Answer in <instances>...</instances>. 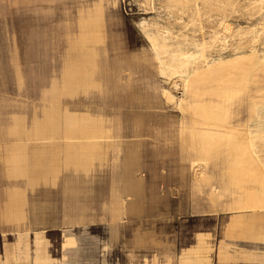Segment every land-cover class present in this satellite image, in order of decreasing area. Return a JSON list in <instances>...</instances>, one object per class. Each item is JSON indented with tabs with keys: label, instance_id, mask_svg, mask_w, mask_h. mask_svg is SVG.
Wrapping results in <instances>:
<instances>
[{
	"label": "bare ground",
	"instance_id": "1",
	"mask_svg": "<svg viewBox=\"0 0 264 264\" xmlns=\"http://www.w3.org/2000/svg\"><path fill=\"white\" fill-rule=\"evenodd\" d=\"M5 1L0 0V12ZM167 1L179 9L191 2ZM15 2L22 3L28 27L36 29L37 46L55 66L49 75L41 72L45 84L38 103L26 99L17 104L23 113L12 115L5 157L9 180L27 177L33 187L46 184L51 175L53 182L68 174L73 223L94 221L101 214L108 220L138 216L145 210L147 191L141 173L142 146L152 135L158 142L155 150L162 142L163 154H177L189 179L192 174L193 202L205 200L216 215L223 213V225L217 251L210 242L212 234L199 232L179 256L168 242L156 238L155 231L137 229L135 245H156L150 256H141V264H212L214 252L219 264H234L240 251L231 250L225 239L264 244V52L260 49L264 19L248 30L221 22L222 32L215 31L210 41L200 43V56L181 49V36L171 27L153 23L144 31L150 48L129 52L111 28L117 0ZM155 2L142 0L145 6L154 7ZM255 3L264 10V0ZM57 10L61 16L55 15ZM246 34L251 35V45L234 47L232 41ZM218 45L234 50L207 56L206 51ZM10 66L22 91L26 74L15 42ZM141 75L145 89L179 113L177 122L164 130L148 131L143 116L131 117L128 112ZM28 151L36 158L30 170ZM4 194L0 195V231L5 238L0 264H60L62 256L49 252L44 233L35 234L32 249L29 232H22L24 190L16 186ZM8 225L18 229L13 242L6 240ZM245 254L264 264V250ZM136 257L132 250L130 264Z\"/></svg>",
	"mask_w": 264,
	"mask_h": 264
},
{
	"label": "rangeland",
	"instance_id": "2",
	"mask_svg": "<svg viewBox=\"0 0 264 264\" xmlns=\"http://www.w3.org/2000/svg\"><path fill=\"white\" fill-rule=\"evenodd\" d=\"M254 1L191 0L187 7L179 9L167 0H156L154 7L145 6L142 0H117L119 8L111 28L121 47L135 52L142 47L150 48L144 34L149 24L168 25L175 34L181 36L178 40L181 49L188 48L200 56V43L203 39L210 41L215 31L221 33V22L228 21L235 29L241 30H248L263 22L264 10L254 4ZM196 4H199V8ZM3 7L0 12V94L19 98L20 91L10 66V53L15 42L26 74V84L21 93L24 94V99L38 103L40 88L45 84L41 72L45 71L49 75L55 63L47 60L44 49L37 46L33 37L36 29L28 27L22 3L6 0ZM55 15L61 16L62 13L57 10ZM233 43L234 47L248 48L251 45V35L246 34L241 40L232 41ZM234 47L222 50L218 45L208 49L206 54L209 57L226 55ZM260 49L264 52V45H260ZM139 78L135 84V98L131 100L133 107L128 110L130 116H143L145 123L149 125L146 128L153 132L166 129L170 122L176 123L179 113L145 89L146 81L142 80V75ZM176 94L181 96L180 91H176ZM156 143L158 142L151 135L145 138L142 146L141 173L147 184L145 210L138 216L124 220L121 235L116 240L110 241L109 226L105 221L89 224L86 229L74 226L70 228L73 232L67 231L63 235L65 227L62 194L53 191L46 196L41 193L39 204L46 208V222L37 228L44 229L51 253L58 258L62 256L60 264H130L129 254L132 250L137 255L135 264H141V256H150L156 245H135L137 229L143 232L155 231L156 238L168 242L173 250L193 245L195 235L199 232L215 234L223 213L216 215L205 200L198 204L193 202L196 195L190 182L192 174L189 179L185 165L177 154H163L162 142L158 144L159 150H155ZM7 239L14 241V235H8ZM238 241H248L244 244L245 248L264 250V244L258 241ZM2 251L3 236L0 231V254Z\"/></svg>",
	"mask_w": 264,
	"mask_h": 264
},
{
	"label": "crops",
	"instance_id": "3",
	"mask_svg": "<svg viewBox=\"0 0 264 264\" xmlns=\"http://www.w3.org/2000/svg\"><path fill=\"white\" fill-rule=\"evenodd\" d=\"M24 101H26V99H24V94H22L21 91L19 93V98H11L9 96H6L5 94L4 95L0 94V157L2 158V159L0 158V195H5L4 193L8 192L9 189L14 188L16 186H19L22 188V190H24L25 200L27 199L26 200L27 204L23 207V211H24V215L26 216L25 217L26 219L22 223V232L23 231L29 232V243L31 245V248L33 249L35 247V239H36L35 234L36 233H44V238L47 239L44 229L37 228L39 225H43L46 222V218L44 217V215L46 214V211H45L46 208L44 206H40L39 196L41 195V193H44L46 196H48L53 191L60 192L63 196V201H64L63 224L65 227L63 230V234H64V232H67V231L73 232V230L70 228H72L74 226H83L84 229H86L89 224H92L95 222L105 221L108 223V226H109L110 241L113 239L114 240L118 239L119 236L121 235L122 226L125 223L124 220L127 218L126 216H123V218L120 220H108L106 218H103V216L101 214L100 217L94 221H90L87 223H73L72 214L70 211V209L72 210V208H73V206L70 204V201H71L70 194H71L72 190L69 188V175L68 174H64L61 178H58V180L56 178L53 182L51 181V180H53L52 175H51L50 177L47 178V181L49 180L48 184H47V181H46V184L44 181H42L39 184L34 185L33 186L34 188L29 186L27 177H25V178L22 177V179H20L18 181L15 179L9 180V178H7V173H6L7 172V164H6L5 160L7 158V155H9V154H7L8 151H6V149H7L6 146H9L11 144V137H10L9 130L11 129V126L14 125V123H12V115L23 113V109L20 108L17 104L22 103ZM1 148H2V150H1ZM1 152H2V154H1ZM30 154H32V153H30L28 151L27 167L29 170L32 169L34 166L35 162L32 163V161L36 160L35 157H32V155L34 156V153L32 155H30ZM33 159H35V160H33ZM50 161L53 162V159H51ZM28 164H30V165H28ZM51 167H52V165H51ZM51 171L52 170H50V173H52ZM137 175L140 176L139 174H137ZM53 186H55V187H53ZM222 225H223V217L219 220V223L215 229V234H212V237L210 240L211 244L214 245V247L216 248V251L218 249V242L221 240V226ZM4 230L6 232V240L7 241H9L7 239L8 235L13 234L15 236V234L18 232L17 227L14 225H8L4 228ZM7 233H11V234H7ZM31 234H33V236H31ZM197 234L195 235V238H196ZM2 236H3V233H2ZM14 240H15V237H14ZM4 241H5V238L3 236V244H4ZM225 242L231 244V247H230L231 250L240 251V253L237 255V260L235 261L234 264H239V262H242L243 264H251V263L260 264L256 261L249 259V257L246 256V254H245L246 252L247 253H249V252H259V253L262 252V250H256V249L251 250V249L245 248L244 244L248 241H238V240H232V239L231 240L225 239ZM48 244H49V252L51 253L49 240H48ZM235 244H237V245L235 246ZM215 253L216 252H214L212 254V259H213L212 264H219L217 254H215ZM177 254L179 256L180 249L177 250Z\"/></svg>",
	"mask_w": 264,
	"mask_h": 264
}]
</instances>
